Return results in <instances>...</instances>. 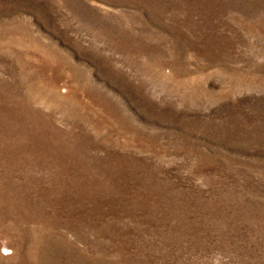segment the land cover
I'll return each mask as SVG.
<instances>
[{
    "label": "rangeland",
    "instance_id": "rangeland-1",
    "mask_svg": "<svg viewBox=\"0 0 264 264\" xmlns=\"http://www.w3.org/2000/svg\"><path fill=\"white\" fill-rule=\"evenodd\" d=\"M0 264H264V0H0Z\"/></svg>",
    "mask_w": 264,
    "mask_h": 264
}]
</instances>
